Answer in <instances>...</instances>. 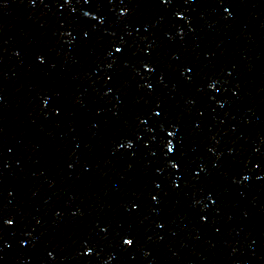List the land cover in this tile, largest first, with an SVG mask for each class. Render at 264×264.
Segmentation results:
<instances>
[{"label": "water", "instance_id": "obj_1", "mask_svg": "<svg viewBox=\"0 0 264 264\" xmlns=\"http://www.w3.org/2000/svg\"><path fill=\"white\" fill-rule=\"evenodd\" d=\"M0 264H264V0H0Z\"/></svg>", "mask_w": 264, "mask_h": 264}]
</instances>
